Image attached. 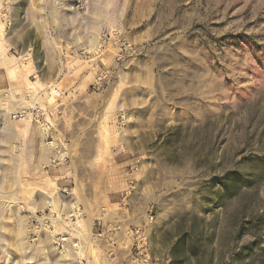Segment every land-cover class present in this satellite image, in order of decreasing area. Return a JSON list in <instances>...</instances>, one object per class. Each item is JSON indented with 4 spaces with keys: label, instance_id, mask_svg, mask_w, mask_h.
I'll use <instances>...</instances> for the list:
<instances>
[{
    "label": "rangeland",
    "instance_id": "374dc122",
    "mask_svg": "<svg viewBox=\"0 0 264 264\" xmlns=\"http://www.w3.org/2000/svg\"><path fill=\"white\" fill-rule=\"evenodd\" d=\"M0 264H264V0H0Z\"/></svg>",
    "mask_w": 264,
    "mask_h": 264
},
{
    "label": "crops",
    "instance_id": "0c3cea01",
    "mask_svg": "<svg viewBox=\"0 0 264 264\" xmlns=\"http://www.w3.org/2000/svg\"><path fill=\"white\" fill-rule=\"evenodd\" d=\"M79 100V99H78Z\"/></svg>",
    "mask_w": 264,
    "mask_h": 264
}]
</instances>
